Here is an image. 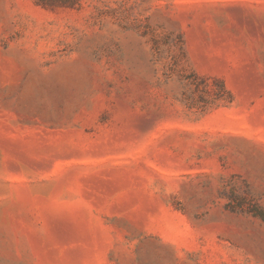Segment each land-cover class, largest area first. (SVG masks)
Instances as JSON below:
<instances>
[{"label": "rangeland", "instance_id": "374dc122", "mask_svg": "<svg viewBox=\"0 0 264 264\" xmlns=\"http://www.w3.org/2000/svg\"><path fill=\"white\" fill-rule=\"evenodd\" d=\"M0 264H264V0H0Z\"/></svg>", "mask_w": 264, "mask_h": 264}]
</instances>
